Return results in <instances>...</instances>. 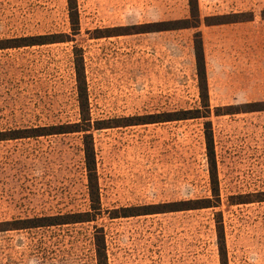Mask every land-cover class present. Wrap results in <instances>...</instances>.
Here are the masks:
<instances>
[{
  "label": "rangeland",
  "instance_id": "374dc122",
  "mask_svg": "<svg viewBox=\"0 0 264 264\" xmlns=\"http://www.w3.org/2000/svg\"><path fill=\"white\" fill-rule=\"evenodd\" d=\"M197 5L198 28L142 33L147 25L190 19L189 0H77L74 36L66 0H0V139L79 123L75 49L92 122L198 109V32L211 111L208 119L92 130L101 206L93 222L4 225L94 213L81 133L0 140V264H97L96 234L104 237L107 264H220V227L226 264H264V111L247 107L264 103V0ZM241 13L252 20L204 22ZM116 29L130 34L115 36ZM61 34L72 41L9 43ZM208 120L219 200L210 191ZM204 199L218 207L110 218L122 208Z\"/></svg>",
  "mask_w": 264,
  "mask_h": 264
},
{
  "label": "trees",
  "instance_id": "16d2710c",
  "mask_svg": "<svg viewBox=\"0 0 264 264\" xmlns=\"http://www.w3.org/2000/svg\"><path fill=\"white\" fill-rule=\"evenodd\" d=\"M68 5V18L70 23V28L72 35L76 36L79 34V18L77 12V0H66ZM190 8V19L181 20V21H172L166 23H157L152 25H147L142 33L148 32H163V31H174L187 28H198L200 25V18L198 17V5L197 0H189ZM264 11L262 12V16ZM250 17L248 19H236L233 21H225L226 18H239V17ZM216 19L219 22L216 23H207L208 21ZM252 20L251 14L241 13L237 15H232V17L221 16L215 18H205L204 22L206 26L220 25V24H229V23H238V22H247ZM143 27V26H142ZM121 29H116L118 33L115 36L127 35L130 33L119 32ZM114 31V32H115ZM102 37H110V35H105ZM100 38V37H98ZM70 40L68 35H54V36H40V37H29L9 41L13 43V47H33V46H42L47 44H57L63 43ZM194 57H195V68L196 76L198 80V91H199V100L200 107L191 111H179L173 113H164L161 115H150L146 117H130L121 119L125 124L120 121H95L92 122L89 111V102L86 89V79H85V68L81 50H74V74H75V83H76V92H77V103L79 109V123L69 124V125H55L49 127H42L38 129H32L27 131H16L8 137V139L0 140H17L23 138H33L41 136H53V135H64V134H73L81 133L82 134V146L84 154V164L85 171L87 176V188L88 196L91 203V210L94 215L91 213L84 214H75V215H66V216H56V217H44L29 219L24 221H13L9 223H3L8 226H20L29 224L28 228H38L43 226H54L61 224H72V223H83V222H93L95 221L97 215L101 213L100 206V197L97 187V173H96V161L95 153L93 148L92 140V130H103L114 127H127L134 125H144V124H157L165 122H174L182 120H193V119H208L210 117V105H209V96L207 89V79H206V68H205V58L203 51V43L201 39V34L198 32L194 38ZM11 47V45H9ZM248 112H260L264 111V103H258L254 105H247ZM204 140H205V149H206V159L208 166L209 174V183L210 191L213 198L219 200V189H218V179H217V168L215 161V153L213 147V137L211 130V122L208 120L204 123ZM30 133L32 135L21 136V134ZM260 196L264 198V193ZM254 201H241L236 204H248ZM258 202H264V199L258 200ZM218 205L213 204L211 199L196 200V201H183L170 204H161V205H147L142 207H130L122 208L120 210H114L111 214V219L119 218H130V217H139V216H148L154 214H163L171 212H182V211H191V210H200L208 208H216ZM219 226L221 222L218 223ZM26 227H16L15 229H23ZM219 229V227H218ZM217 235V242L219 247V257L220 264H226V253L224 249V237L222 235V227H220ZM105 242L104 237L96 234L94 238L95 246V255L97 264H107L106 260V251H105Z\"/></svg>",
  "mask_w": 264,
  "mask_h": 264
}]
</instances>
